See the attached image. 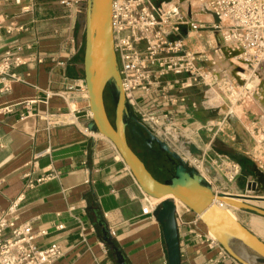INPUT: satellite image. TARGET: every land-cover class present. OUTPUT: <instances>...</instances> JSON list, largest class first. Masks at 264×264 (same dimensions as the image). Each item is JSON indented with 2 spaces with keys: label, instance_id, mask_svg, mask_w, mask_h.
<instances>
[{
  "label": "crops",
  "instance_id": "crops-1",
  "mask_svg": "<svg viewBox=\"0 0 264 264\" xmlns=\"http://www.w3.org/2000/svg\"><path fill=\"white\" fill-rule=\"evenodd\" d=\"M65 1L70 0H9L0 6V21L25 28L13 34L3 31L0 55L11 51L27 61L13 70L18 80L10 91L0 87V217L31 224L34 243L43 250L61 245L64 256L53 264H169L163 227L154 214H144L151 197L114 143L90 129L85 14ZM81 2L87 8V0ZM217 34L209 28L187 39L189 50L200 46L194 53L204 70L213 69L211 54L223 45L220 31ZM184 78L171 73L148 93L138 91L135 96L153 112L170 114L175 126L192 134L209 153V147L218 149L220 142L246 157L233 130V107L217 99L211 104L214 100H208L202 85L182 89L169 84ZM257 87L264 91V83ZM163 91L185 101L165 105ZM259 102L247 114L254 131L264 136V102ZM258 152L248 150L246 155ZM250 203L264 209V201ZM240 212L249 222L241 223L264 241V217ZM185 218L189 224L178 220L182 264H237L204 237L209 231L203 223H194V213Z\"/></svg>",
  "mask_w": 264,
  "mask_h": 264
},
{
  "label": "built area",
  "instance_id": "built-area-1",
  "mask_svg": "<svg viewBox=\"0 0 264 264\" xmlns=\"http://www.w3.org/2000/svg\"><path fill=\"white\" fill-rule=\"evenodd\" d=\"M8 1L0 0V6ZM183 2L188 4L184 10ZM63 4L75 5L80 13H86L87 8L82 5L81 0L65 1ZM167 6L176 8L179 11L177 15L165 18ZM203 14L214 16L216 23H194V14L189 0H113L115 51L123 86L135 116L141 125L154 135H159L167 126H175V119L168 113L158 114L147 108L138 101L135 96L136 92L148 93L151 88L155 87L158 80L160 81L171 73L185 75L184 80L169 83L178 84L182 89H190L199 85L218 88L219 81L222 82L219 78V71L214 72L215 75L211 73L210 77L207 75L209 72H205L198 66L196 54L189 50L187 39L190 34L209 28L214 29L218 34L220 31L223 40L220 49L225 58L235 59L247 55L243 62L254 72L263 60L264 0H209L203 5ZM182 27L188 29V37L171 40V36L174 33H180ZM16 29L20 32L25 30L22 26L17 27L13 21L5 23L0 21V41L4 30L8 34H13ZM39 62L42 63L43 60ZM26 64L25 57L20 54L8 51L0 55L2 92L10 91L13 81L18 80L13 70ZM58 64L65 65L63 62ZM207 79L211 81L207 83ZM240 81L243 83L242 79L237 82L229 79L224 83L226 92L235 102L240 101L237 93ZM162 97L165 105L176 106L185 101L184 98L171 97L165 91ZM251 128L254 131L255 127ZM251 128H249L250 131H252ZM217 158V160L197 162L206 170L211 180L234 183L242 173L241 165L228 156L217 154ZM206 161H209L216 170V177L211 175L205 164ZM258 166L264 170L263 161H260ZM197 170L199 171L198 168ZM199 173L212 186V181L200 171ZM213 190L216 194L221 193L217 192L214 187ZM150 199L148 206L144 208L145 215H153L161 203V201L157 203L153 198ZM176 205L177 221L188 223L189 221L185 218L186 214L193 212L180 201L179 203L176 201ZM219 205L223 207V204L219 203ZM11 211L13 212L12 209ZM194 215L196 216L195 224L203 223L199 215L195 213ZM204 237L209 238L212 246H218L221 249L222 256L231 257L209 232ZM35 238L36 234L31 224L18 225L17 220H8L5 216L0 217V264H53L64 256L61 245L53 244L43 250L34 243ZM234 261L240 264L237 260Z\"/></svg>",
  "mask_w": 264,
  "mask_h": 264
},
{
  "label": "water",
  "instance_id": "water-1",
  "mask_svg": "<svg viewBox=\"0 0 264 264\" xmlns=\"http://www.w3.org/2000/svg\"><path fill=\"white\" fill-rule=\"evenodd\" d=\"M85 20V71L93 118L90 129L114 143L148 196L155 200L166 198L158 205L154 217L163 227L169 264H182L177 200L201 217L218 243L240 264H264V241L237 220L228 209L219 205L226 204L264 217V209L250 203L262 202L264 199L250 195L216 194L197 169L191 168L180 154L143 127L135 116L123 86L115 51L113 0H87ZM107 89L115 104V123L109 118L106 109ZM129 129L133 134L137 133L150 149L157 148L168 156V165L173 170L170 179L162 182L151 173L132 148ZM165 131L176 143L182 134L179 128L171 126L165 127ZM198 155H201L200 151ZM205 164L211 175L216 177L212 164L209 161Z\"/></svg>",
  "mask_w": 264,
  "mask_h": 264
},
{
  "label": "rangeland",
  "instance_id": "rangeland-1",
  "mask_svg": "<svg viewBox=\"0 0 264 264\" xmlns=\"http://www.w3.org/2000/svg\"><path fill=\"white\" fill-rule=\"evenodd\" d=\"M183 10H184V8H183ZM166 11H168V9H166ZM187 30L188 29L186 27H182L180 33H174L171 36V40L183 38L185 36ZM204 30H208V29H204ZM195 45H196V43H195ZM196 46L197 47L195 48L194 52H198V50L200 49V46H198V45H196ZM218 55L220 58H225V55L221 50H220V52L217 50L214 51V53L211 54V58H210V65L213 67V69H209V68L205 69V72H209V74H207V75H209L211 77L212 76L211 73H213V74H214V72L216 73V71H219V68L220 69L225 68V71L221 70L220 72H222V73H219V76H220L219 78L222 80V82L219 84L218 88L215 86H213V87L206 86V85H202V86H204L206 88V90L209 94L208 100H210V101L214 100L211 104L215 105V103H216L215 101L217 99L219 101H224L226 104H230L233 107L232 115H234V117H235L234 120L236 123L235 124L236 128L233 127V130H235V129L237 130V132L239 133V135L237 136L238 142L243 144L242 145L243 146L242 151H239V152L246 156V157L241 156L243 159L241 160V162H238L242 167V173L238 177V179L234 183H226L223 180H219V181L211 180V178L209 177L206 170L200 165V163H198V162H203V160H210V159L217 160L218 159L217 154L228 156L231 159H233L231 157V155H229V154L234 153V152L230 149L225 148L222 145V143L219 142V148L218 149H216L215 147H212V148L209 147L210 149H212L211 152L209 153V151H206V148H204V147L202 148L203 145L197 141L198 139L196 140V138L192 134H188L184 130H181V129L180 130L182 131V134H181V137L178 138L177 143L175 142V140L171 136L168 135V133H166L165 130L163 132H161L159 135H155V136H157L163 142L168 144L174 151H176L178 154H180L185 159V161H187V163L190 165L191 168L201 169L202 170L201 173L203 175H206V177H208L209 180L212 181V186L214 187V189L217 192L227 193V192H223V190H225L223 188L227 187L228 190H230V191L235 189V190L240 192L239 194H234V193H228V194H234V195L246 194V195H250V196H263L262 194L264 193V190H261L258 188V185H259L260 180L262 178V176H260L258 174L259 173L258 170L260 169L263 172H264V170L261 169L259 167L260 165L258 166V164L260 163V161L264 162V141H263L264 136L262 133L258 134L255 131H253V129L251 128V127H253L251 124L252 121L249 122L247 112L250 111V109H254V105H251V102L255 103L256 101L252 96L256 93L255 90H257V91L260 90L257 86H260L261 84L264 83V56H263L262 62L260 63V65L258 67H256V71L254 72L253 70L247 68L245 64H243V65L234 64L232 62L229 63V61H227L225 64L223 63L221 65L220 64L213 65L212 63L214 62L215 58L218 57ZM245 57H247V55H245ZM225 59H227V58H225ZM243 67H246V68H243ZM229 79L232 81L235 80L236 82L239 81V79L243 80V83H241V81H240L241 84H239V87H238V89H240V92H239L240 96L238 98V100L240 99V101H238V102H235L234 99L230 98V96L226 92V87H225L224 83L229 81ZM210 81H211L210 79H207V83H209ZM242 86H246V87L243 88ZM106 109H107V113H108L109 118L111 119V121L113 123H115L116 109H115L114 100H113V97H112V94L110 91L108 92V94L106 96ZM243 121L245 123H243ZM247 124L251 128L252 131L249 130L248 126L245 127V125H247ZM167 127H169V126H167ZM171 127L178 128L177 126H171ZM145 133H146V131H145ZM172 134H175V133L172 132ZM252 134L259 137V141L256 144H252L250 142V138H251ZM136 140L137 139H134L130 135V143H131L132 148L139 155V157L146 163V165H147L148 169L151 171V173L158 180H160L162 182L168 180L167 178H168V176L173 174V170L169 167V169H171L170 171L172 174H170V172L168 173V171L163 172L162 171L163 168L161 169L160 165H158L155 162L154 158H152V155L148 152V149H145L143 147V144L141 142H138V140L137 141ZM199 143L202 146H200ZM257 144H258V146H256ZM190 145L196 147L198 149V152L199 151L201 152V155L199 156L198 155L199 153H196L192 157L188 156V152H189L188 146H190ZM261 147H262V150L260 149ZM253 149L259 150L258 155L247 156L246 154H247L248 150L253 151ZM160 156H161V162L160 163L167 165L168 161H169L168 156L165 153L160 154ZM234 161H236V160H234ZM260 205L264 207V204H260ZM237 215L239 217V221L244 220L245 223H249L248 217L245 216L242 212L238 211ZM203 227L208 231V229L204 223H203Z\"/></svg>",
  "mask_w": 264,
  "mask_h": 264
},
{
  "label": "bare ground",
  "instance_id": "bare-ground-1",
  "mask_svg": "<svg viewBox=\"0 0 264 264\" xmlns=\"http://www.w3.org/2000/svg\"><path fill=\"white\" fill-rule=\"evenodd\" d=\"M209 0H189V2H190V8H192V10H193V14H194V23H211V22H213V17L211 16V15H209V14H203V5H204V3H206V2H208ZM182 7L184 8V9H186L187 7H188V4H187V2H183L182 3ZM166 9H168V11H165V18H171V17H174L175 15H177V13L179 12L176 8H171L170 6H167L166 7ZM214 23V22H213ZM217 36H218V34H217ZM218 39V38H217ZM250 54H253V52H250ZM243 59H245V56L244 55H242V56H239L238 58H235V59H225V58H220L219 57V55H218V57H216L215 58V60H214V62L212 63L213 65H218V64H225L227 61H229V63L230 62H232V63H234V64H241V65H243L244 64V62H243ZM264 90V89H263ZM260 90H258L257 92H259ZM239 92H240V89H238V96H240L239 95ZM254 99H255V101L257 102V101H260L261 103L262 102H264V91H260L259 93H255L253 96H252ZM221 98V97H220ZM252 99V98H251ZM250 101V100H249ZM259 102V103H260ZM255 104L256 103H253V102H251V105H254V107H255ZM258 104V103H257ZM250 105V104H249ZM259 106V105H258ZM261 106V105H260ZM249 107V106H248ZM255 109V108H254ZM261 109L264 111V109H263V107L261 106ZM264 118V117H263ZM245 120V119H244ZM243 123H245L244 121H243ZM244 125V124H243ZM246 126H248V124L247 125H245V127ZM251 126V125H250ZM249 127V126H248ZM250 128V127H249ZM259 141V137L258 136H255L254 134H252V136H251V138H250V142L252 143V144H256L257 142ZM247 142V141H246ZM142 146V145H141ZM188 156H190V157H192L194 154H196V153H199L198 152V149L196 148V147H194V146H192V145H190V146H188ZM199 171L200 172H202V170L201 169H199ZM258 174L260 175V176H262V178H261V180H260V183H259V185H258V188L259 189H261V190H264V172L262 171V170H258ZM257 189V188H256ZM263 196H259V197H261V198H263L264 199V193L262 194ZM164 199H166V198H163V199H161V200H155L157 203H159V201H162V200H164ZM178 201V200H177ZM178 203H179V201H178ZM223 207L225 208V209H228L229 210V212L237 219V220H239V217H238V215H237V212L238 211H240V210H238L237 208H235V207H230V206H227L226 204H223ZM207 227V226H206ZM207 229H208V227H207ZM209 231V230H208ZM209 233H210V235L214 238V239H216V237L209 231Z\"/></svg>",
  "mask_w": 264,
  "mask_h": 264
},
{
  "label": "flooded vegetation",
  "instance_id": "flooded-vegetation-1",
  "mask_svg": "<svg viewBox=\"0 0 264 264\" xmlns=\"http://www.w3.org/2000/svg\"><path fill=\"white\" fill-rule=\"evenodd\" d=\"M134 139H137L138 140V142H141L142 144H143V147L145 148V149H148V152L152 155V158H154V160H155V162L158 164V165H160V167H161V169H162V171L163 172H170V174H172L171 173V169H169V165L167 166L166 164H161L160 162H161V156H160V154H162L161 152H159L158 150H157V148H153V149H150L147 145H146V143L143 141V139L142 138H138V137H133ZM136 140V141H137ZM164 165V166H163ZM173 175V174H172ZM171 175V176H172Z\"/></svg>",
  "mask_w": 264,
  "mask_h": 264
},
{
  "label": "trees",
  "instance_id": "trees-1",
  "mask_svg": "<svg viewBox=\"0 0 264 264\" xmlns=\"http://www.w3.org/2000/svg\"><path fill=\"white\" fill-rule=\"evenodd\" d=\"M108 92H109V89H107V91H106V96H107V94H108ZM137 118V117H136ZM137 120L139 121V119L137 118ZM141 131H144L143 129H140ZM145 132V131H144ZM130 135L132 136V137H138L139 138V136L137 135V133H135L134 132V134H133V132L131 131V129H129V132H128V136H129V140H130ZM131 144V143H130ZM229 155H231V157L234 159V160H236L237 162H241V160L243 159L240 155H237V154H235V153H230Z\"/></svg>",
  "mask_w": 264,
  "mask_h": 264
}]
</instances>
